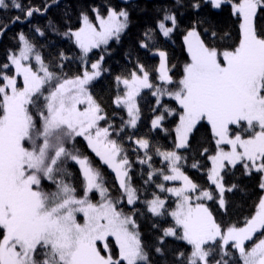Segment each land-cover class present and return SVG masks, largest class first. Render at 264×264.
I'll list each match as a JSON object with an SVG mask.
<instances>
[{
    "label": "snow or ice",
    "instance_id": "6c2138e0",
    "mask_svg": "<svg viewBox=\"0 0 264 264\" xmlns=\"http://www.w3.org/2000/svg\"><path fill=\"white\" fill-rule=\"evenodd\" d=\"M0 264H264V0H0Z\"/></svg>",
    "mask_w": 264,
    "mask_h": 264
},
{
    "label": "trees",
    "instance_id": "16d2710c",
    "mask_svg": "<svg viewBox=\"0 0 264 264\" xmlns=\"http://www.w3.org/2000/svg\"><path fill=\"white\" fill-rule=\"evenodd\" d=\"M177 55H178L181 59H183V56H182L179 52H177ZM248 203H251V201H249Z\"/></svg>",
    "mask_w": 264,
    "mask_h": 264
}]
</instances>
